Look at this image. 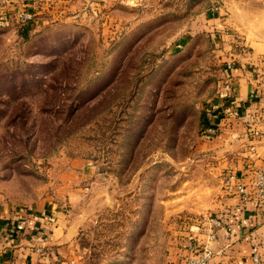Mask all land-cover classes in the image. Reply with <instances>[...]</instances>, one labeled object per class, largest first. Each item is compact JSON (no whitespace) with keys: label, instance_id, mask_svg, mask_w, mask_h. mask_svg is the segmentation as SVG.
<instances>
[{"label":"rangeland","instance_id":"374dc122","mask_svg":"<svg viewBox=\"0 0 264 264\" xmlns=\"http://www.w3.org/2000/svg\"><path fill=\"white\" fill-rule=\"evenodd\" d=\"M78 1L0 24V200L71 214L63 264H166L223 177L202 122L226 62L180 0Z\"/></svg>","mask_w":264,"mask_h":264},{"label":"crops","instance_id":"0c3cea01","mask_svg":"<svg viewBox=\"0 0 264 264\" xmlns=\"http://www.w3.org/2000/svg\"><path fill=\"white\" fill-rule=\"evenodd\" d=\"M68 1L39 2L35 20L61 17L62 6ZM89 1L85 0L84 5ZM180 1L194 11L189 20H206L209 37L222 61L228 63L234 57L233 69L226 75L231 93L226 99L213 100L218 108L209 110L205 127L213 126L216 130L207 135L209 141L205 146L213 160L211 176L221 175L224 179L234 175L237 184L247 186L253 170L264 173V0ZM9 15L11 12L0 1V24L11 18ZM34 24L37 22L31 23ZM235 39H241L239 54L233 45ZM223 106H233L238 115L223 117ZM222 178L218 179L215 197L214 191L210 194L212 212L203 215H213L224 223L217 230L216 240L208 244V264H253L255 256L264 264V202L254 196L241 200L239 196L226 195L221 190ZM41 212L50 220L38 218ZM41 212L29 214L19 205L0 200V264L64 263L58 256L70 248L77 224L59 204L44 206ZM31 216L36 217V230L11 236L9 225ZM195 225L191 227L192 234L202 244L206 239L204 229L198 230ZM190 255L182 239L178 247L171 249L166 264H184Z\"/></svg>","mask_w":264,"mask_h":264},{"label":"built area","instance_id":"2783aa9c","mask_svg":"<svg viewBox=\"0 0 264 264\" xmlns=\"http://www.w3.org/2000/svg\"><path fill=\"white\" fill-rule=\"evenodd\" d=\"M8 8H12L13 15L21 24H30L35 21V8L39 2L53 4L58 0H0ZM233 69V64L228 62L224 66V83L216 98L222 100L229 97L231 93V86L229 79L227 78ZM227 75V76H226ZM227 78V79H226ZM209 110H216L218 106L213 104V100L209 103ZM223 117H235L238 115L237 109L233 106H223L222 111ZM213 126H207L204 130V135H213L215 133ZM224 193L226 195L232 194L241 197V200H247L248 197L254 196L258 200L264 202V173L260 169L252 171V180L249 185L244 186L243 184L236 183V177L234 175L225 176L223 181ZM46 222L50 220V217L46 216L45 212H41L40 216ZM36 217L23 218L21 220L12 222L9 225L11 236H17L23 234L26 231L34 232L36 230L34 220ZM198 230L204 229L205 241L199 244L196 236L189 234L184 239V248L191 253L190 256L186 257L184 264H208L211 258V251L208 249V244L215 241L217 238V230L224 226V223L220 218L213 215L202 218L201 222L196 225ZM228 232L229 229H226ZM253 264H260V260L257 256L253 258Z\"/></svg>","mask_w":264,"mask_h":264},{"label":"trees","instance_id":"16d2710c","mask_svg":"<svg viewBox=\"0 0 264 264\" xmlns=\"http://www.w3.org/2000/svg\"><path fill=\"white\" fill-rule=\"evenodd\" d=\"M202 125H206V123L205 122H202Z\"/></svg>","mask_w":264,"mask_h":264}]
</instances>
